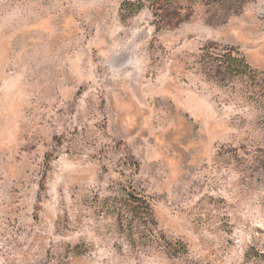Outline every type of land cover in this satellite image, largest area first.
Returning a JSON list of instances; mask_svg holds the SVG:
<instances>
[{
  "label": "rangeland",
  "instance_id": "1",
  "mask_svg": "<svg viewBox=\"0 0 264 264\" xmlns=\"http://www.w3.org/2000/svg\"><path fill=\"white\" fill-rule=\"evenodd\" d=\"M0 264H264V0H0Z\"/></svg>",
  "mask_w": 264,
  "mask_h": 264
},
{
  "label": "trees",
  "instance_id": "2",
  "mask_svg": "<svg viewBox=\"0 0 264 264\" xmlns=\"http://www.w3.org/2000/svg\"><path fill=\"white\" fill-rule=\"evenodd\" d=\"M153 4L160 3L161 0H150ZM123 8L129 12L130 14H135L140 12L143 9V4H131L125 3L123 4ZM220 64L224 67L230 74L239 77L248 78L252 74L250 67L247 65L245 59L237 54L235 56L227 55L220 59Z\"/></svg>",
  "mask_w": 264,
  "mask_h": 264
}]
</instances>
